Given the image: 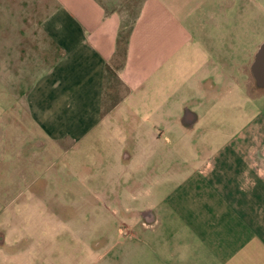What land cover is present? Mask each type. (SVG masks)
<instances>
[{
  "label": "crops",
  "instance_id": "obj_1",
  "mask_svg": "<svg viewBox=\"0 0 264 264\" xmlns=\"http://www.w3.org/2000/svg\"><path fill=\"white\" fill-rule=\"evenodd\" d=\"M125 1L0 0V248L31 247L46 199L67 194L54 186L80 168L71 153L98 147L100 172L82 180L144 221L130 239L141 262L124 243L108 264H264L263 113L216 146L198 142L203 104L264 97L246 0H137L131 22ZM8 263L36 264L20 251Z\"/></svg>",
  "mask_w": 264,
  "mask_h": 264
},
{
  "label": "rangeland",
  "instance_id": "obj_2",
  "mask_svg": "<svg viewBox=\"0 0 264 264\" xmlns=\"http://www.w3.org/2000/svg\"><path fill=\"white\" fill-rule=\"evenodd\" d=\"M246 2L249 8L246 9L245 18L253 17V21L257 24L254 34L251 33L248 36L261 41L264 39V9L253 8L251 2L248 0ZM255 2L257 6L259 4L264 6V0H256ZM120 5V10L127 12L128 22H131L138 9V1L126 0L125 5ZM231 12L233 9L229 10V14ZM7 16H10L8 10L0 9V20L6 22ZM251 28V26H246L245 30L252 31ZM245 46H251V42L246 41ZM252 60L251 57H248L245 61V91L250 97L256 96L259 92L249 79V67ZM242 98L240 91L236 95V91L232 90L226 100L218 98L203 104L204 112L207 113L208 118L203 125L204 134L207 136L198 140L201 145L216 146L227 135L230 136L244 124L251 123V126H256V121L248 120L246 117L251 115L253 110H258L255 112L256 114L263 113L264 115V97H254L256 98L254 99V106L245 105L241 108L244 101ZM184 107V112L186 110L200 112V107L197 108L196 105H185ZM171 147L172 143H169L168 148ZM82 149L83 147H80L79 151L70 155V157L73 155L77 157L80 164L79 170L70 169L68 184L54 186V192H57V188L65 187L67 194L65 191H60L54 195L53 200L49 199V196L48 200L45 201L46 205L37 217V227L41 226V228H32L31 236L26 235L25 240L30 241L31 247L22 249H18L17 246L0 248V259L20 251L22 257H30L31 261L36 264H108L107 262L114 250H117L124 243L133 244L129 247V258L133 259V262L144 258L145 250L132 242L140 241V239L130 240L139 237L138 227L143 225V218L132 211L126 213L119 209L120 211L117 210L116 212L117 203L114 204L115 207H112L111 201L99 200L95 197L94 193L98 192V188H103L105 185L98 186L87 183V180L83 181L81 178L83 170L86 176L91 173H99V162L107 153L99 150L98 147L89 150L90 152H80ZM168 156L169 153H166L164 157V161L167 163L171 161ZM82 165L84 166L82 167Z\"/></svg>",
  "mask_w": 264,
  "mask_h": 264
},
{
  "label": "water",
  "instance_id": "obj_3",
  "mask_svg": "<svg viewBox=\"0 0 264 264\" xmlns=\"http://www.w3.org/2000/svg\"><path fill=\"white\" fill-rule=\"evenodd\" d=\"M264 55V43L261 44L260 49L257 51L255 58H254V62H260L259 60L261 59V57Z\"/></svg>",
  "mask_w": 264,
  "mask_h": 264
}]
</instances>
